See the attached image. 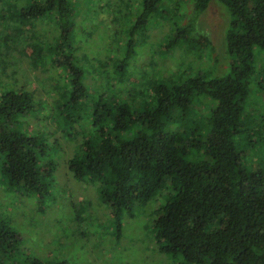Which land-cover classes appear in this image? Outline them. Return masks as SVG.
I'll return each mask as SVG.
<instances>
[{
    "label": "trees",
    "instance_id": "obj_1",
    "mask_svg": "<svg viewBox=\"0 0 264 264\" xmlns=\"http://www.w3.org/2000/svg\"><path fill=\"white\" fill-rule=\"evenodd\" d=\"M169 1L144 0L128 30L129 40L120 37L114 61L120 80L134 55L135 35L163 15ZM189 1L190 15L169 30L163 50L185 46L190 54L212 55L214 45L195 27L211 0ZM217 1L228 19L225 74L180 75L169 84L143 89L138 102L120 95L90 97L73 46L71 0H0L2 30L12 32L0 36V56L23 42L24 28L37 22L53 25L50 41L35 38L28 47L37 64L62 75L65 90L57 87L55 126L85 125L79 151L68 163L73 177L95 184L100 200L116 216L131 215L134 206L169 190L154 212L161 254L180 256L183 264H264V170L242 166L238 150L240 134L251 123L246 106L255 49L263 56L258 84L264 91V0ZM88 97L92 106L86 104ZM33 99L34 93L23 88H0V174L7 190L43 189L37 139L10 128L32 112ZM205 99L212 102L208 115L197 108ZM16 243L14 232L0 224V259L9 257Z\"/></svg>",
    "mask_w": 264,
    "mask_h": 264
},
{
    "label": "rangeland",
    "instance_id": "obj_2",
    "mask_svg": "<svg viewBox=\"0 0 264 264\" xmlns=\"http://www.w3.org/2000/svg\"><path fill=\"white\" fill-rule=\"evenodd\" d=\"M143 2L71 0L73 46L75 52L77 48V64L90 97L111 99L120 95L138 102L143 89L169 84L180 75L188 78L198 73H207L209 77L225 74L228 67L224 46L228 21L225 8L217 0H211L195 24L196 31L214 45L212 55L207 51L202 55L190 54L185 46L166 51L163 45L171 37L169 30L185 23L183 18L191 13L187 7L189 0H172L164 14L149 23L143 34L135 35L134 55L120 80L114 67L122 47L120 37L129 40L128 30ZM18 4L24 5V1ZM0 25V36L12 33L2 30V22ZM31 29L24 28L23 42L14 45L16 49L9 55L0 56V88L14 85L34 93L32 112L19 116L10 128L37 139L43 189L7 190L0 174V224L17 237L11 255L2 257L0 264H28L31 260L47 264H183L182 257L159 252L153 228L154 212L169 190L160 192L148 203L134 206L131 215L122 212L116 216L100 200L95 184L73 177L68 163L79 151L85 125L82 127L83 121L62 124L59 130L53 123L60 95L57 87L62 93L65 84L58 70L51 66L44 69L43 63L37 64L32 59L28 43L50 41L54 27L48 22H37ZM215 56L217 62L213 61ZM262 62V54L255 49V73L249 83L246 106L251 123L240 134L238 150L242 166L264 170V91L258 84ZM90 100L88 97L86 104L92 106ZM197 108L208 115L212 102L205 99Z\"/></svg>",
    "mask_w": 264,
    "mask_h": 264
}]
</instances>
